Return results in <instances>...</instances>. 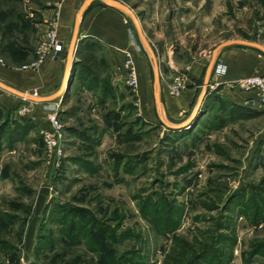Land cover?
<instances>
[{"label":"rangeland","instance_id":"1","mask_svg":"<svg viewBox=\"0 0 264 264\" xmlns=\"http://www.w3.org/2000/svg\"><path fill=\"white\" fill-rule=\"evenodd\" d=\"M115 1L135 12L171 85L185 88L186 67L204 59L203 88L223 43L264 46V0ZM61 2L0 0L1 67L18 75L40 68L24 69L51 30L43 14ZM221 80L178 131L155 104L148 116L139 83L126 81L105 104L17 97L18 107L0 109V264H264V107L228 100ZM38 106L47 117L57 108L60 159H49L29 119Z\"/></svg>","mask_w":264,"mask_h":264},{"label":"crops","instance_id":"2","mask_svg":"<svg viewBox=\"0 0 264 264\" xmlns=\"http://www.w3.org/2000/svg\"><path fill=\"white\" fill-rule=\"evenodd\" d=\"M85 1L62 0L55 9L43 14L44 22L48 24L44 25V31L54 26L63 45L61 53L48 56L39 69L22 72L20 75L0 66V82L24 94H29L24 88L28 91L34 90L37 95L33 96L36 97L56 94L64 81L76 19ZM124 19L120 11L107 7L101 1L94 2L86 10L73 53L69 89L61 97L62 104L86 106L105 104L113 99L114 90L123 89L125 86L127 72L124 67V53L129 52L138 71L139 95L145 113L151 117L152 105L155 104L157 116L164 125V118L170 125L186 123L193 115L202 94L203 88L198 82L206 67V61L198 60L186 67L189 73L184 81L185 90L180 97H173L169 89L173 73L162 72L159 86L162 108L158 110L155 85L148 78L149 57L147 58L145 52L149 56L150 54L145 48L142 49L136 34L124 23ZM217 59L228 67L227 75L221 80L225 86L219 92L228 100L242 105L251 95L233 87V84L250 77H264V54L254 48L231 45L220 49ZM5 92L0 94V109L3 113L13 110L20 103L18 96ZM45 109L38 106L29 117L39 131L48 126Z\"/></svg>","mask_w":264,"mask_h":264},{"label":"built area","instance_id":"3","mask_svg":"<svg viewBox=\"0 0 264 264\" xmlns=\"http://www.w3.org/2000/svg\"><path fill=\"white\" fill-rule=\"evenodd\" d=\"M63 45L59 41L54 26H51V30L46 34L42 45L38 50L37 59L29 66H25L24 69L38 68L40 64L50 55L58 54L62 52ZM124 67L126 69V82L127 85L133 89H136L139 83L138 73L132 58L131 53H124ZM0 63H3L0 58ZM228 73V67L219 59L216 60L213 71L212 81L213 84L210 88L218 87L219 84H214L217 79H223ZM238 90L249 93L251 98L246 102L248 105L264 107V77H250L233 84ZM185 88L180 83H174L170 86V92L172 96L179 97L183 94ZM30 112V110H28ZM40 135L43 138L47 155L49 159L57 160L63 156V141L65 137L64 127L60 122L57 114V108L50 110L48 115V126L40 130Z\"/></svg>","mask_w":264,"mask_h":264},{"label":"water","instance_id":"4","mask_svg":"<svg viewBox=\"0 0 264 264\" xmlns=\"http://www.w3.org/2000/svg\"><path fill=\"white\" fill-rule=\"evenodd\" d=\"M96 1H101L107 7L118 10V11L122 12L123 14L129 16L131 18V20L133 21V23L135 24L139 38L142 42V45L146 49V51L149 52V54L152 57L153 63H154L155 102H156L158 110H160L162 108V104H161V100H160V92L158 90V88L160 86V69H159V65H158L156 56H155V54L151 48V45H150V43H149V41H148V39L144 33L142 25H141L137 15L135 14V12L131 8H129L128 6H126L122 3H119L115 0H86L85 3L83 4V6L81 7V9L78 13L77 19H76L75 31H74V35H73L71 45H70L69 59H68L67 67H66L64 81H63V84H62L60 90L56 94L49 96V97H36L33 95L21 93V92L15 90L9 86H6L5 84H3L1 82H0V89H3L4 91H7L9 93H12L18 97H21L26 101H30V102H34V103H49V102L55 101V100L61 98L62 96H64L66 91L69 89L70 74H71L72 64H73L72 63L73 53L75 51L82 18L84 16L86 10L90 7V5H92ZM231 45H239V46H246V47L254 48V49L259 50L260 52H262L264 54V46H262L261 44H258L256 42H250V41H245V40H231V41L223 43L221 46H219V48H217L212 55L211 62L209 64L207 71H206V74H205L203 90H202L200 100H199L197 107H196L193 115L191 116L190 120H188L186 123L181 124V125H170V124H167L166 122H164L167 128H169L171 130H182V129H185L188 126H190L197 119V117L199 116V114L201 112L202 106L204 104L208 88L210 87V80L212 77L213 67H214V64H215L217 56H218V51L224 47L231 46Z\"/></svg>","mask_w":264,"mask_h":264},{"label":"bare ground","instance_id":"5","mask_svg":"<svg viewBox=\"0 0 264 264\" xmlns=\"http://www.w3.org/2000/svg\"><path fill=\"white\" fill-rule=\"evenodd\" d=\"M157 59V58H156ZM157 62H158V60H157ZM158 90H159V88H158ZM164 121L168 124V121L164 118Z\"/></svg>","mask_w":264,"mask_h":264},{"label":"trees","instance_id":"6","mask_svg":"<svg viewBox=\"0 0 264 264\" xmlns=\"http://www.w3.org/2000/svg\"><path fill=\"white\" fill-rule=\"evenodd\" d=\"M176 131H178V130H176Z\"/></svg>","mask_w":264,"mask_h":264}]
</instances>
